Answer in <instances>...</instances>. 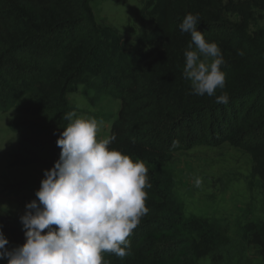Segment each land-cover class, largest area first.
Segmentation results:
<instances>
[{"label":"trees","instance_id":"16d2710c","mask_svg":"<svg viewBox=\"0 0 264 264\" xmlns=\"http://www.w3.org/2000/svg\"><path fill=\"white\" fill-rule=\"evenodd\" d=\"M91 1L0 0V111H30L32 120L18 130L30 163L48 161L54 172L63 148L71 150L76 177L84 179L67 218L77 264L220 257L231 245L226 231L184 217L166 167L177 152L228 144L250 156L251 178L264 186V29L250 32L264 20V0H148L133 44L96 24ZM212 45L218 62L205 78L191 63L196 48ZM78 86L94 90L95 100L120 102L89 169L71 139L78 130L66 102ZM0 230L29 257L66 237L59 221L40 242L1 208ZM240 239L264 259L263 222L244 226Z\"/></svg>","mask_w":264,"mask_h":264},{"label":"rangeland","instance_id":"374dc122","mask_svg":"<svg viewBox=\"0 0 264 264\" xmlns=\"http://www.w3.org/2000/svg\"><path fill=\"white\" fill-rule=\"evenodd\" d=\"M147 1L92 0L90 7L97 25L118 31L133 44L139 33V12ZM152 27L153 22L146 18V32ZM256 27L264 29V20L259 19L250 32ZM194 54L191 67L207 78L218 62L217 47H198ZM83 90L78 86L66 102L71 108L70 122L78 130L71 139L84 154L89 169L93 156L107 142L120 102L108 96L95 100L94 90L87 89L86 94ZM29 114V110L15 108L0 111V208L12 213L40 242L55 233L59 221L64 223L66 237L29 257L0 230V264H77V234L67 218L72 207L81 202L84 179L76 177L79 167L72 162L67 147L62 151V166L54 172L47 168L48 161L46 166L28 161L32 158L30 149L20 146L18 130L32 120ZM166 168L173 176V196L183 207L184 217L214 222L231 240L220 257L204 258L197 264H264L258 249L240 239L244 226L264 223V186L251 178L252 161L246 152L228 144L196 146L175 153Z\"/></svg>","mask_w":264,"mask_h":264},{"label":"crops","instance_id":"0c3cea01","mask_svg":"<svg viewBox=\"0 0 264 264\" xmlns=\"http://www.w3.org/2000/svg\"><path fill=\"white\" fill-rule=\"evenodd\" d=\"M107 139H108V138H107ZM104 147H105V146H104ZM103 149H104V148H103ZM99 153H100V152H99ZM97 154H98V153H97ZM97 154H95V155H97ZM95 155H94V156H95ZM94 156H93V157H94Z\"/></svg>","mask_w":264,"mask_h":264}]
</instances>
